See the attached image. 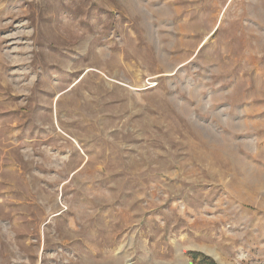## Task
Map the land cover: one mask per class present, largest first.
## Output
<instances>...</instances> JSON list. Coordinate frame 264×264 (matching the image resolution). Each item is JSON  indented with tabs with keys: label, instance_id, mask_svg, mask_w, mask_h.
Returning <instances> with one entry per match:
<instances>
[{
	"label": "rangeland",
	"instance_id": "rangeland-1",
	"mask_svg": "<svg viewBox=\"0 0 264 264\" xmlns=\"http://www.w3.org/2000/svg\"><path fill=\"white\" fill-rule=\"evenodd\" d=\"M0 264H264V0H0Z\"/></svg>",
	"mask_w": 264,
	"mask_h": 264
}]
</instances>
